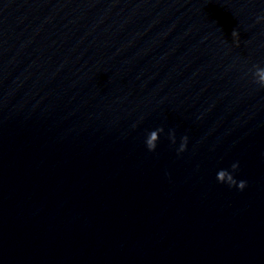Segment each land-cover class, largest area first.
Here are the masks:
<instances>
[{
    "label": "clouds",
    "instance_id": "9594fccd",
    "mask_svg": "<svg viewBox=\"0 0 264 264\" xmlns=\"http://www.w3.org/2000/svg\"><path fill=\"white\" fill-rule=\"evenodd\" d=\"M260 19H264V17H259L258 21ZM232 37L237 40L238 42V33L236 31H233ZM254 81L255 83L259 84L261 87H264V68L255 67L254 71ZM164 131L163 127L158 128L156 130L150 131L145 139V145L147 149L150 152H154L157 147V142L160 138V133ZM169 139L173 144L176 143V137L174 131H170L168 134ZM188 144V136L185 135L181 138V143L179 145V148L177 149V154L183 153ZM239 169V163H233L231 165V171L227 169H221L217 172L216 179L219 183L227 184L229 187H236L239 190H244L247 186V181L245 180H237L233 173H235Z\"/></svg>",
    "mask_w": 264,
    "mask_h": 264
}]
</instances>
